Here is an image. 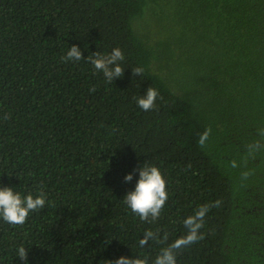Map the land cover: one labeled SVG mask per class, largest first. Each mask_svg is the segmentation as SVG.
Here are the masks:
<instances>
[{
    "label": "trees",
    "instance_id": "1",
    "mask_svg": "<svg viewBox=\"0 0 264 264\" xmlns=\"http://www.w3.org/2000/svg\"><path fill=\"white\" fill-rule=\"evenodd\" d=\"M72 45L85 59L62 62ZM114 48L109 83L86 58ZM261 127L264 0H0V187L46 197L23 225L0 218V264H152L202 204L204 239L177 264H264V151H246ZM144 165L167 182L155 221L123 201Z\"/></svg>",
    "mask_w": 264,
    "mask_h": 264
},
{
    "label": "clouds",
    "instance_id": "2",
    "mask_svg": "<svg viewBox=\"0 0 264 264\" xmlns=\"http://www.w3.org/2000/svg\"><path fill=\"white\" fill-rule=\"evenodd\" d=\"M61 59L62 62H79L85 58L80 47L72 45ZM86 60L93 65L96 72L102 73L109 83L113 82L114 78H120L124 75V67L120 63L124 60V54L120 48H114L109 54H101L96 51L89 55ZM143 72L142 67L132 68L133 76H141ZM91 91H95V89L93 88ZM158 96L157 89L148 87L144 95L138 98L134 97V99H136L140 109L151 111L157 107L156 100ZM160 99H163V97H160ZM211 133L212 129L208 127L200 135L198 144L201 148L206 146ZM255 137L246 146L249 156L264 151V127L256 130ZM231 167H237L236 161L231 162ZM134 171L139 172V178L134 190L127 192L123 201L141 221H149V219L155 221L160 216L168 200L167 182L157 166L144 165L134 169ZM244 175L247 176L249 173L245 172ZM132 178L133 173L130 172L124 177V180L126 182L131 181ZM45 204L46 197L43 192L36 196L32 194L21 196L12 187H0V218L13 226L23 225L30 213L43 209ZM212 206V204H202L192 215L187 216L183 221L187 229L186 234L162 248L152 264H177L179 250L203 240L204 235L200 232V229L203 227L204 219ZM155 239L156 236L152 231H145L143 238L139 241V246L143 248L150 240ZM17 256L22 261H27V249L20 246L17 250ZM108 264H147V261L140 257L120 256L114 262L108 260Z\"/></svg>",
    "mask_w": 264,
    "mask_h": 264
}]
</instances>
